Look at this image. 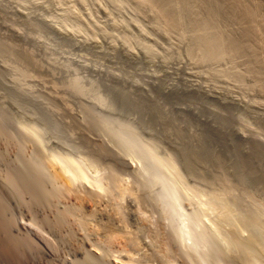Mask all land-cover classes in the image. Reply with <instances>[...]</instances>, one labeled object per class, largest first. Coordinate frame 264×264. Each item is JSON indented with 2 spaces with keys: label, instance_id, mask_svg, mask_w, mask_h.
Here are the masks:
<instances>
[{
  "label": "rangeland",
  "instance_id": "374dc122",
  "mask_svg": "<svg viewBox=\"0 0 264 264\" xmlns=\"http://www.w3.org/2000/svg\"><path fill=\"white\" fill-rule=\"evenodd\" d=\"M151 1L0 0V126L21 144L10 156L49 190V165L62 168L88 204L78 253L0 181L12 232L39 252L21 264H264V5L251 39L201 2L172 0L176 26ZM239 36L250 39L231 54ZM109 227L131 242L109 245ZM0 264L14 263L0 252Z\"/></svg>",
  "mask_w": 264,
  "mask_h": 264
},
{
  "label": "bare ground",
  "instance_id": "6f19581e",
  "mask_svg": "<svg viewBox=\"0 0 264 264\" xmlns=\"http://www.w3.org/2000/svg\"><path fill=\"white\" fill-rule=\"evenodd\" d=\"M137 1V0H136ZM139 1V0H138ZM148 1V0H147ZM153 1V0H152ZM151 1V2H152ZM158 1V11L160 12L159 14H161V16L162 17H164L165 19H166V21L168 20L171 24L170 25H172L173 23L175 24V22L177 21V19L179 18V17H177L178 16V14L177 15H175V13L173 12V10H172V8L170 7L171 6V2H172V0H157ZM199 3H198V2ZM244 0H194L193 2H197L196 4H200V2H201V4L203 3L206 7H202V8H206V10H207V12H208V14H209V16L211 17V18H215L216 20H217V18L215 17V16H218L219 14V16H222L224 13V16L225 15H227V17L229 18V20L231 21V18H232V20L233 19H235V21L233 22L234 23V25L235 24H237V22L239 23V22H244V23H247L246 25H247V27H245V25L242 27V29L240 28V27H236V29L237 30H239V32H241V34L240 35H243V36H250L251 34H252V31L254 30V28H255V30L257 29V28H259V27H254L253 25L254 24H256L255 23V21H252L253 19H254V17L255 18H257L258 16H257V14H258V11H260L259 9H261V6H263L264 5V2H256V6H254V4L255 3H253V4H251L250 2H243ZM130 2V1H129ZM135 2V1H134ZM154 2H155V0H154ZM174 2H179V3H183V2H185V1H183V0H181V2H180V0L179 1H175L174 0ZM138 3V2H137ZM137 3H135V4H137ZM144 3V2H143ZM178 3V6L179 7H183L184 9H186L187 8V5H185V4H187V2H185V3H181L182 4V6H181V4H179ZM191 3H192V1H191ZM142 4V3H141ZM189 4V3H188ZM248 4H249V6H248ZM251 5H253L254 7H256V8H254V7H251ZM156 6V5H155ZM189 6H190V4H189ZM139 7V6H138ZM200 7H201V5H200ZM154 8V7H153ZM173 8H174V6H173ZM192 8V7H191ZM263 8V7H262ZM155 9V8H154ZM177 9V8H176ZM182 9V8H181ZM196 9V8H195ZM156 11H157V9H156ZM187 12V11H186ZM224 12V13H223ZM223 13V14H222ZM198 14V13H197ZM196 14V15H197ZM208 14H207V16H206V14L204 15V16H206L207 18H208ZM222 14V15H221ZM263 14V13H262ZM156 15V14H155ZM195 15V14H194ZM193 15V16H194ZM182 16V15H181ZM200 16H202L201 14H200ZM230 16V17H229ZM257 16V17H256ZM153 17V16H152ZM175 17H177V18H175ZM186 17H188V16H186ZM206 17H204V18H202L201 19V17H200V19L201 20H205V22H206V24H208V20H207V18ZM226 17V18H227ZM262 17V16H261ZM193 18V17H192ZM210 18V19H211ZM225 18V17H224ZM227 18V19H228ZM264 18V17H263ZM164 19V20H165ZM209 19V18H208ZM173 20H176L175 22L173 21ZM185 20V19H184ZM189 20V19H188ZM198 20V19H197ZM204 20L203 21H198V22H204ZM229 20H226V21H229ZM237 20V21H236ZM256 20V19H255ZM173 21V22H172ZM180 21V20H179ZM179 21H177V22H179ZM198 22H196V23H198ZM211 22V20L209 21V23ZM236 22V23H235ZM254 22V23H253ZM160 23V22H159ZM182 23V22H181ZM180 23V24H181ZM183 23H185V22H183ZM182 23V24H183ZM231 23V22H230ZM251 23H253V24H251ZM155 24H156V22H155ZM161 24V23H160ZM168 24V23H167ZM166 24V25H167ZM173 24V25H174ZM179 24V25H180ZM185 24H187V23H185ZM189 24V23H188ZM200 24V23H199ZM203 24H205V23H203ZM205 24V25H206ZM232 24V23H231ZM157 25H159V24H157ZM163 25V24H162ZM176 26L178 25L177 23L175 24ZM195 25V24H194ZM221 25V24H220ZM225 25V24H224ZM251 25H252V27H251ZM257 25V24H256ZM261 25H263V23L261 24ZM168 26V25H167ZM191 26V25H190ZM202 26V25H201ZM241 26V25H240ZM161 27V26H160ZM181 27V26H180ZM185 27H186V25H185ZM188 27V26H187ZM233 27V26H232ZM166 28V27H165ZM168 28V27H167ZM195 28V27H194ZM211 28H213V27H211ZM210 28V29H211ZM239 28V29H238ZM253 30H252V29ZM171 29V28H170ZM182 29V28H181ZM184 29V28H183ZM227 29V28H226ZM242 31H241V30ZM251 29V30H250ZM172 30V29H171ZM180 30V29H179ZM197 30V29H196ZM212 30V29H211ZM215 30V29H214ZM254 30V31H255ZM164 31V30H163ZM167 31V30H166ZM185 31V30H184ZM183 31V32H184ZM201 31H203V30H201ZM209 31V30H208ZM221 31V30H220ZM165 32V31H164ZM176 32V31H175ZM182 32V33H183ZM195 32V31H194ZM210 32V31H209ZM219 32V31H218ZM229 32H230V30H229ZM236 32H238V31H236ZM168 33H170V32H168ZM167 33V34H168ZM172 33V32H171ZM191 33V32H190ZM198 33V32H197ZM201 33H203V32H201ZM205 33V32H204ZM203 33V34H204ZM224 33V32H223ZM228 33V32H227ZM181 34V33H180ZM186 34V33H185ZM192 34V33H191ZM214 34V33H213ZM212 34V35H213ZM221 34V33H220ZM211 35V34H210ZM225 35V34H224ZM235 35V34H234ZM261 35V34H260ZM260 35H257V37L259 36V37H262V35L260 36ZM200 36H202V35H200ZM221 35H219V37L216 35V38L218 37L219 39H217V41L218 40H221L222 41V39H220L221 37H220ZM229 36V35H228ZM227 36V37H228ZM196 37V36H195ZM205 37V36H204ZM209 37V36H208ZM232 37V36H231ZM229 38V39H227L226 38V47H224V48H228V50L229 51H231V54H232V51H235L236 50V52L238 51V50H241L242 48H245V43L244 42H246V38H244L243 39V41L241 40L242 38H240V36H239V38L237 39V38ZM251 37V36H250ZM264 37V36H263ZM262 37V38H263ZM197 38V37H196ZM200 38V37H199ZM222 38H224V36H222ZM254 38V37H253ZM262 38H260L261 40L260 41H262L263 42V44H264V39H262ZM201 39V38H200ZM209 39H211V40H209ZM209 39H207V38H205V40L207 41V40H209V43H212V45H213V42H214V44L217 42H215V41H212V40H216L215 38L213 39L212 37L211 38H209ZM225 39V38H224ZM248 39V38H247ZM250 39V38H249ZM248 39V40H249ZM251 39H252V37H251ZM241 42H239V41ZM247 40V41H248ZM193 41H195V40H193ZM206 41H204L206 44H205V46H206V48L208 47V42H206ZM221 41H218V42H221ZM222 42H224V40L222 41ZM243 42V43H242ZM191 43V42H190ZM225 43V42H224ZM256 43V42H255ZM187 44V43H186ZM197 44V43H196ZM244 45V47L243 46H241L240 47V45ZM249 44V43H248ZM247 44V47L248 46H250V45H248ZM211 45V46H212ZM217 45V46H216ZM214 47H219L218 45H220V43H218V44H216ZM256 45V44H255ZM259 46V45H258ZM185 47V46H184ZM187 47V46H186ZM192 47H193V45H192ZM198 47V46H197ZM220 47H222L221 45H220ZM220 47H219V49H220ZM208 48H210V45H209V47ZM212 48V49H211ZM210 49V51L208 50V55H209V53H210V55L209 56H214V57H217L218 55H219V53H217V52H220V54L221 53H224V52H221V50H224V49H221L220 51L218 50L217 52H216V50H214L215 48H213V46L211 47ZM241 48V49H240ZM264 48V47H263ZM262 48V49H263ZM199 49V48H198ZM232 49V50H231ZM233 49H235V50H233ZM257 49H260V48H257ZM192 50V49H191ZM207 50V49H206ZM248 50V49H247ZM201 51V50H200ZM249 51H250V49H249ZM189 52V51H188ZM202 52V51H201ZM246 52V51H245ZM256 52H257V50H256ZM215 53H216V55H215ZM225 53H226V50H225ZM240 53H241V51H240ZM244 53V52H243ZM250 52H248V54H249ZM259 53V52H258ZM262 53V52H261ZM197 54V53H196ZM227 54H229V52L227 53ZM201 55H203V53L201 54ZM206 55V54H205ZM230 55V54H229ZM238 55V54H237ZM251 55V54H250ZM220 56V55H219ZM218 56V57H219ZM239 56V55H238ZM262 56V55H261ZM205 57H207V56H205ZM221 57H222V55H221ZM228 57V56H227ZM231 57V56H230ZM252 57V56H251ZM257 57V56H256ZM249 58V57H248ZM258 58H260V57H258ZM208 59H209V57H208ZM231 59V58H230ZM244 59V58H243ZM255 59V58H254ZM262 59V58H261ZM207 60V59H206ZM210 60V59H209ZM222 60H224V59H222ZM222 60H221V62H222ZM242 60V59H241ZM245 60V59H244ZM219 61V60H218ZM227 61H228V59H227ZM264 61V60H263ZM262 61V62H263ZM229 63V62H228ZM227 63V64H228ZM234 63V62H233ZM237 63V62H236ZM245 63H246V61H245ZM229 65V64H228ZM239 65V64H238ZM256 65V64H255ZM254 65V66H255ZM225 66H227V65H225ZM224 66V67H225ZM237 66V65H236ZM241 67V66H240ZM258 67V66H257ZM259 67H260V64H259ZM262 67H264V66H262ZM236 68V67H235ZM239 68V67H238ZM256 69V68H255ZM239 70V69H238ZM245 70V69H244ZM246 70H248V69H246ZM263 70V69H262ZM219 71V70H218ZM231 71V70H230ZM230 71H228V72H230ZM243 71V70H242ZM254 71H256V70H254ZM253 71V72H254ZM261 71V70H260ZM222 72V71H221ZM259 72V71H258ZM238 73V72H237ZM240 73V72H239ZM246 73V72H245ZM223 74V73H222ZM231 74V73H230ZM243 74V73H242ZM248 74H249V72H248ZM245 75V74H244ZM252 75V74H251ZM241 76H243V75H241ZM253 76H254V74H253ZM264 76V75H263ZM245 77V76H244ZM248 78V77H247ZM240 79V78H239ZM244 79V78H243ZM262 79V78H261ZM245 80H246V78H245ZM244 81V80H243ZM241 82V81H240ZM250 82H252V81H250ZM248 83V82H247ZM264 83V82H263ZM246 84V83H245ZM255 84H257V82L255 83ZM260 84V83H259ZM258 84V85H259ZM261 86V85H260ZM253 88H254V86H253ZM260 88V87H259ZM261 89V88H260ZM262 90V89H261ZM263 91V90H262ZM27 144V143H26ZM20 147H21V144H18V142L16 141V139L13 137V135H11L6 129H4V128H2L1 126H0V162L2 163V164H4L5 165V169H4V172L2 173V176H1V174H0V181H2L3 183H4V186L5 187H7V189L10 191V193H12V194H15V195H18L20 198H21V200L24 202V204H25V206L27 207V209L28 210H32V209H41L42 210V212H44V213H46V214H43L42 213V216H41V220H40V222H42L43 223V225H45V226H47V227H49V228H53V230L55 229V230H57L58 232L59 231H62V232H64L65 234V238L67 237V239H69L70 240V242H71V244H72V247L74 248V250L75 251H77L78 253H82V246L80 247V243L78 242V238H77V236L75 237V233L73 232L74 230H76V229H79L80 230V228H77V227H81V226H79V222H78V220L76 219V214L75 213H77V212H81V208H82V206L84 205L85 206V204H87V203H82V195H80L79 196V194L78 193H76V192H74V190H73V188L74 187H72V185H73V181L71 180V179H73V178H69V176H67V174L68 173H66V171L65 170H63L62 168H57V166L55 167V166H51L52 165V162H51V164L49 165V167H50V174H49V176L52 178V180L53 181H55L54 183H56L55 185H56V187H55V189L54 190H49V189H47L46 188V186L44 185V182H43V180H44V175L46 174H43V172L42 173H40V171H37L36 169H32V170H30V169H28L27 167H25V166H23V165H19L17 162H15V160L14 159H12L11 158V156H10V151H15L16 152V154L19 156V153H18V151H20ZM23 147V146H22ZM102 149V148H101ZM103 150V149H102ZM22 153V152H21ZM259 155V154H258ZM16 158V157H15ZM46 164V163H45ZM48 164H49V162H48ZM54 164V163H53ZM71 177V176H70ZM115 178V179H114ZM113 179H114V182H115V180L117 179L116 177H114ZM70 180H71V183H70ZM117 181H118V179H117ZM116 181V182H117ZM57 182H59V183H57ZM115 182V183H116ZM63 183V187L59 190L58 189V186H59V184H62ZM114 183V184H115ZM61 186V185H60ZM115 186V185H114ZM116 186H121V184H119V182H118V185H116ZM123 186V185H122ZM122 186L121 187H119V189H123L122 188ZM130 188V187H129ZM128 189V188H127ZM124 190L126 191V189L124 188ZM130 190V189H129ZM123 191V190H122ZM96 192H98V191H96ZM128 192V191H127ZM132 192L130 191V194H131ZM97 194V193H96ZM136 194V193H135ZM6 196V195H5ZM82 196V197H81ZM91 196V197H90ZM96 197V195H94V194H92V195H89V197H90V199H91V201H92V203L93 204H95V206H96V209H95V206L93 207V208H90L91 210H93L94 212L97 210V209H103V208H99V205H100V203H101V205H103L102 204V201H101V199L102 198H100V200L99 199H97L98 198V196H100L99 194H98V196H97V198H92V197ZM120 196V195H119ZM85 197V196H84ZM88 196H87V198H86V200L89 198ZM101 197V196H100ZM123 197V196H122ZM134 197V196H133ZM59 198H61V199H65V202L68 204V205H66V207L65 208H63V209H58V208H56V209H53V204H55V200H57V199H59ZM84 198V199H85ZM91 201H90V207L92 206L91 205ZM101 201V202H100ZM117 201V200H116ZM64 202V203H65ZM105 202V201H104ZM65 203V204H66ZM110 203V202H109ZM115 203V202H114ZM118 203H120V202H118ZM83 204V205H82ZM117 204V203H116ZM100 205V206H101ZM84 206H83V208H84ZM87 206H88V204H87ZM120 206V205H119ZM102 207V206H101ZM116 207H118V206H114L113 205V207H112V209L113 208H116ZM117 209V208H116ZM4 210H5V208H4V205L1 203V201H0V252L3 254V255H6V256H8L12 261H13V263L14 264H21L23 261H24V259H27V257H28V255H31L30 253H29V250H33V248H34V253H39L38 252V250L35 248V245H34V243H33V241H32V239H30V238H21L20 236L18 237L17 235H15L13 232H12V229H11V224H10V221H8L7 220V218H6V216H5V214H4ZM117 210H119V207H118V209ZM116 210V211H117ZM103 211V210H102ZM114 211V210H113ZM113 211H111L110 210V212L112 213ZM116 211H114V212H116ZM83 212V211H82ZM81 212V213H82ZM87 212V211H86ZM90 212H92V211H90ZM89 212V214H94V212L93 213H90ZM114 212L112 213V214H110V215H113L114 214ZM117 212H119V211H117ZM48 213H50V214H48ZM250 213V212H249ZM254 213V212H253ZM116 215H117V213H115ZM75 215V216H74ZM85 215V214H84ZM121 215V214H120ZM119 214H118V218H119V216H120ZM111 217H114L115 219H117L116 218V216L115 215H113V216H111ZM121 218V220H122V216H120ZM124 217V216H123ZM248 217V216H247ZM78 218V217H77ZM246 218V217H245ZM257 218V217H256ZM79 219V218H78ZM90 219V218H89ZM111 219V218H110ZM119 219V220H120ZM109 220V219H108ZM256 220V219H255ZM254 220V221H255ZM110 221V220H109ZM123 221H125V220H123ZM81 222V221H80ZM87 222V221H86ZM248 222V221H247ZM82 223V222H81ZM109 223V225H111L110 224V222H108ZM122 223V222H121ZM41 224V223H40ZM87 225H88V223H87ZM107 226H108V224H106ZM105 225V226H106ZM113 225V224H112ZM102 227V226H101ZM106 228V227H105ZM110 228V227H109ZM109 228H107L108 230H110L111 228H112V226H111V228L109 229ZM119 228V227H118ZM122 228V227H121ZM124 228V227H123ZM108 230H107V234L111 231V232H113L112 230H114V229H111L109 232H108ZM120 230V229H119ZM94 231V230H93ZM104 231V230H103ZM106 231V230H105ZM116 231H117V233H116ZM116 231L114 230V233H116V234H112L111 232V234H109V236L111 237V239H113L112 240V242H109L108 244L110 245V243L111 244H113L114 242H115V240L116 239H118L119 238V235L122 233H118V232H120V231H118L117 229H116ZM82 233V232H81ZM126 233V232H125ZM239 233V232H238ZM118 234V235H117ZM122 234H124V233H122ZM102 235H104V234H102ZM125 235V234H124ZM124 235L123 236H121V238L123 237V241H125L126 242V244H128L127 242L128 241H130L131 242V238L129 239L128 237H127V239H126V237H124ZM109 236H107L108 238H107V241L110 239V237ZM126 236V235H125ZM130 237V236H129ZM234 238V237H233ZM110 239V240H111ZM124 239H126V240H128V241H126V240H124ZM103 240H105V239H103ZM109 240V241H110ZM132 240H133V238H132ZM233 240H235V239H233ZM232 240V241H233ZM240 240V239H239ZM114 241V242H113ZM119 241V240H118ZM123 241L121 242V239H120V242H119V244L120 243H123ZM129 242V243H130ZM115 243H118V242H115ZM241 243V242H240ZM261 244V243H260ZM122 246H125V244H121ZM255 245H257V242H256V244ZM238 247H239V245H237ZM236 246V247H237ZM129 247V246H128ZM251 247V246H250ZM258 247H259V245H258ZM124 248V247H123ZM241 248V247H240ZM255 248H256V246H255ZM238 249V248H237ZM246 249V248H245ZM253 249V248H252ZM239 250H241V249H239ZM249 250V249H248ZM251 250V249H250ZM257 250V249H256ZM238 252V251H237ZM254 254V253H253ZM244 256H246V254L244 255ZM250 258V257H249ZM256 258V257H255ZM23 260V261H22ZM252 260H254V259H252ZM22 261V262H21ZM173 262V261H172ZM246 263H248V262H246ZM168 264V263H167Z\"/></svg>",
  "mask_w": 264,
  "mask_h": 264
}]
</instances>
